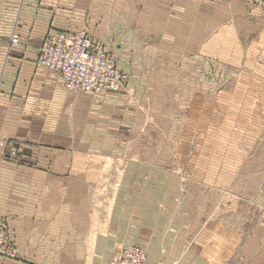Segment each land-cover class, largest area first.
Wrapping results in <instances>:
<instances>
[{
  "label": "crops",
  "instance_id": "0c3cea01",
  "mask_svg": "<svg viewBox=\"0 0 264 264\" xmlns=\"http://www.w3.org/2000/svg\"><path fill=\"white\" fill-rule=\"evenodd\" d=\"M228 21L234 23L231 34L264 36V11L244 0H0V141L18 152L16 161L0 153V225L23 259L0 257V264H104L101 253L107 245L116 251L130 243L146 250L145 264H264V189L183 191L177 209L169 191L174 213L166 220L150 215L153 202L131 204L134 194L119 191L122 203L105 221V235L92 236L91 191H60V186L78 173L79 163L88 162L78 140L94 130L95 100L67 92L57 74L36 65L50 33L85 31L94 45L115 55L124 75L120 91L138 84L141 98L145 90L139 84L177 83L184 76L178 74L182 62L192 52L198 58L206 52L207 36L224 48L218 37L229 29ZM223 23L225 28L212 33ZM13 34L18 43L10 45ZM114 97L96 98L104 104ZM256 147L264 157V142ZM17 163L35 181H56L58 188L19 191L17 168L24 167ZM257 172L264 188V162ZM171 205H165L170 213ZM156 226L160 230L152 229ZM96 245H102L101 252Z\"/></svg>",
  "mask_w": 264,
  "mask_h": 264
},
{
  "label": "rangeland",
  "instance_id": "374dc122",
  "mask_svg": "<svg viewBox=\"0 0 264 264\" xmlns=\"http://www.w3.org/2000/svg\"><path fill=\"white\" fill-rule=\"evenodd\" d=\"M244 1L264 11V1ZM233 24L228 21L229 29L218 37L224 48L214 46L216 37L209 35L201 58L192 52V57L180 59L184 61L178 74L183 72L184 76L177 83L139 84L145 90L141 98L138 84H130L132 91L126 87L100 95L115 96L105 98L104 104L96 98L100 96L79 94L95 100L94 130L88 139L78 140L79 145H89L81 149L88 162L79 163L78 173L74 171L60 191H91L92 236L105 235L103 228L109 224L105 221L109 222L118 201L122 203L119 191L134 194L131 200L136 201L131 204L153 202L156 209L150 215H158L159 220L174 213L171 203L177 209L183 191H263L262 173L257 172L264 162L263 149L256 146L264 142V36L252 40L242 32L231 34ZM219 27L225 28V23L215 26L212 33ZM101 104H106L104 109H99ZM255 153L257 159L253 158ZM18 169L19 191L58 188L56 181L40 183L25 167ZM169 191H173L171 203ZM168 204L171 213L165 206ZM152 229L160 230L157 226ZM91 246L87 244L88 252L95 253ZM98 246L101 252L103 247ZM130 246L146 252L137 243L122 245L116 251L107 245L100 259L111 264L113 254ZM13 248L12 260L22 262L14 242Z\"/></svg>",
  "mask_w": 264,
  "mask_h": 264
},
{
  "label": "built area",
  "instance_id": "2783aa9c",
  "mask_svg": "<svg viewBox=\"0 0 264 264\" xmlns=\"http://www.w3.org/2000/svg\"><path fill=\"white\" fill-rule=\"evenodd\" d=\"M194 4H219L226 0H189ZM260 4L264 0H248ZM18 43L13 34L10 45ZM37 67H43L61 80L63 88L74 95H95L119 92L124 75L113 54L94 45L85 31L50 33L38 50ZM3 158L16 159L17 149L7 141H0ZM0 257L14 259L13 242L7 229L0 225ZM146 252L137 246H130L111 256V264H145Z\"/></svg>",
  "mask_w": 264,
  "mask_h": 264
},
{
  "label": "bare ground",
  "instance_id": "6f19581e",
  "mask_svg": "<svg viewBox=\"0 0 264 264\" xmlns=\"http://www.w3.org/2000/svg\"><path fill=\"white\" fill-rule=\"evenodd\" d=\"M104 94V93H103ZM146 255H147V253H146ZM147 260V259H146Z\"/></svg>",
  "mask_w": 264,
  "mask_h": 264
}]
</instances>
